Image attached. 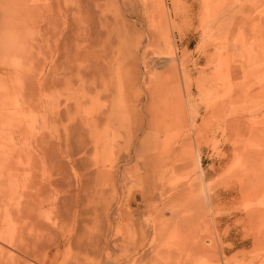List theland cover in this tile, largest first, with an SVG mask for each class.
Masks as SVG:
<instances>
[{"label":"rangeland","instance_id":"rangeland-1","mask_svg":"<svg viewBox=\"0 0 264 264\" xmlns=\"http://www.w3.org/2000/svg\"><path fill=\"white\" fill-rule=\"evenodd\" d=\"M31 15H0V235L38 259L0 264H264V0Z\"/></svg>","mask_w":264,"mask_h":264},{"label":"bare ground","instance_id":"bare-ground-1","mask_svg":"<svg viewBox=\"0 0 264 264\" xmlns=\"http://www.w3.org/2000/svg\"><path fill=\"white\" fill-rule=\"evenodd\" d=\"M2 1L4 2V8L0 9V15L1 16L4 15L3 16L4 19L19 15V16H22V20L24 22V20H27L26 18L29 17L32 13L40 16V13H42L43 11V0H2ZM6 2L7 4H10V6H7ZM30 6L32 7V9H34V11L31 9L33 11L32 13L30 10ZM15 26L17 25L14 24V27H12L11 24L9 25L11 30L17 31ZM11 51H12V42L9 40V38L0 40V61L1 63H6L5 64L6 66L3 67L2 65V69L0 70V84L11 82V80L13 79L14 75L12 72H10V66L8 65V61L11 59ZM11 145H12V133L10 129L8 130V128H3L2 130H0V153H1L0 156L6 163L8 162V159L10 162L9 151L11 149ZM0 161L2 160L0 159ZM1 166L2 168H4V165H0V167ZM7 167L9 166H6L5 168ZM1 173L3 174L4 172H2L1 170L0 174ZM8 228L9 227H7V229ZM15 237H16V234L12 235L11 238L10 237L7 238L3 235H0V242H3L5 244L8 242L12 250H14L15 252L19 254H22L23 256H29V257H32L33 259H38V257L34 254L35 252L34 249H36V246H37L36 241L32 240L31 242L29 240L26 241V240L15 238ZM40 259L41 258H39V260ZM41 260L44 262V258ZM41 260H40V263H41Z\"/></svg>","mask_w":264,"mask_h":264}]
</instances>
